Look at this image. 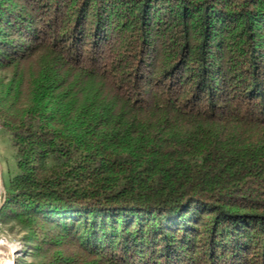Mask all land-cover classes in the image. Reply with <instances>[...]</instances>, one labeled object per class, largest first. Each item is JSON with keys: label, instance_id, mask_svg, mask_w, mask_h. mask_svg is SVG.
Masks as SVG:
<instances>
[{"label": "trees", "instance_id": "1", "mask_svg": "<svg viewBox=\"0 0 264 264\" xmlns=\"http://www.w3.org/2000/svg\"><path fill=\"white\" fill-rule=\"evenodd\" d=\"M0 132L34 264H264V0H0Z\"/></svg>", "mask_w": 264, "mask_h": 264}, {"label": "rangeland", "instance_id": "2", "mask_svg": "<svg viewBox=\"0 0 264 264\" xmlns=\"http://www.w3.org/2000/svg\"><path fill=\"white\" fill-rule=\"evenodd\" d=\"M162 60L160 58L159 63ZM16 168L12 146L0 132V264H34L39 260L37 243L34 241L35 232L26 229L8 213L1 214L9 189L10 177Z\"/></svg>", "mask_w": 264, "mask_h": 264}, {"label": "bare ground", "instance_id": "3", "mask_svg": "<svg viewBox=\"0 0 264 264\" xmlns=\"http://www.w3.org/2000/svg\"><path fill=\"white\" fill-rule=\"evenodd\" d=\"M0 188H1V178H0Z\"/></svg>", "mask_w": 264, "mask_h": 264}]
</instances>
